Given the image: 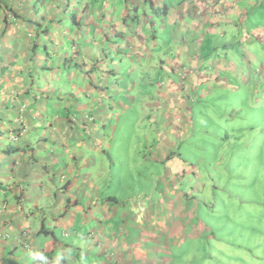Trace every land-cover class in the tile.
Masks as SVG:
<instances>
[{
    "label": "crops",
    "instance_id": "crops-1",
    "mask_svg": "<svg viewBox=\"0 0 264 264\" xmlns=\"http://www.w3.org/2000/svg\"><path fill=\"white\" fill-rule=\"evenodd\" d=\"M216 1L0 0V264H167L202 234L176 152L196 115L227 160L264 138V0ZM132 108L125 161L157 164L156 192L115 185L105 121Z\"/></svg>",
    "mask_w": 264,
    "mask_h": 264
},
{
    "label": "rangeland",
    "instance_id": "rangeland-1",
    "mask_svg": "<svg viewBox=\"0 0 264 264\" xmlns=\"http://www.w3.org/2000/svg\"><path fill=\"white\" fill-rule=\"evenodd\" d=\"M130 110L120 121L113 115L105 121L106 129L111 127L108 130L109 138L113 139L111 157L128 172L117 178L115 185L137 191L142 187L141 181H145L143 177L150 180L153 175L156 192L157 185L163 186L158 184L157 175L162 172L158 171V165L154 164V170L147 167L138 171L137 159L125 161L128 147L132 148L130 139L138 142L133 134L140 133V127L137 130L135 125V108ZM194 122L193 133H185L184 141L181 139L176 149L183 167L186 166L178 186L184 193L192 192L196 203H200L196 214L206 227L200 236L190 235L179 246L167 247L168 253L160 252L158 260L166 259L167 264H264V138L259 135L253 138L252 132L245 131L237 142L249 144L256 152L250 155L247 149L235 150L226 155L229 161L219 157L221 138L218 132H213L215 127L209 115L197 114ZM156 141L147 139L145 145H154ZM146 158L151 160L153 156L147 154ZM161 177L167 184L169 177L165 173ZM172 183L170 179L169 184ZM120 194L124 195L122 191Z\"/></svg>",
    "mask_w": 264,
    "mask_h": 264
},
{
    "label": "trees",
    "instance_id": "trees-1",
    "mask_svg": "<svg viewBox=\"0 0 264 264\" xmlns=\"http://www.w3.org/2000/svg\"><path fill=\"white\" fill-rule=\"evenodd\" d=\"M224 1L225 0H217L216 1V3H214L213 5H212V16L213 17H215V16H219V11H218V7L220 6V5H222L223 3H224ZM185 2L187 3V4H193V5H196V4H198L199 3V0H185ZM230 5L233 7L234 5H235V3H234V0H231L230 1ZM163 10L164 9H160L159 10V12L161 13L160 15H164L163 13ZM129 12H131V11H129Z\"/></svg>",
    "mask_w": 264,
    "mask_h": 264
},
{
    "label": "built area",
    "instance_id": "built-area-1",
    "mask_svg": "<svg viewBox=\"0 0 264 264\" xmlns=\"http://www.w3.org/2000/svg\"><path fill=\"white\" fill-rule=\"evenodd\" d=\"M175 72H176L177 77L180 78L181 80H184L188 74V71L183 67L178 68ZM89 236H91V235H89ZM92 238H94V237H92Z\"/></svg>",
    "mask_w": 264,
    "mask_h": 264
}]
</instances>
